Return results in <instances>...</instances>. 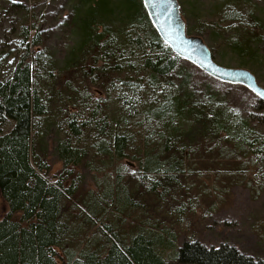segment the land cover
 <instances>
[{
  "label": "rangeland",
  "instance_id": "rangeland-1",
  "mask_svg": "<svg viewBox=\"0 0 264 264\" xmlns=\"http://www.w3.org/2000/svg\"><path fill=\"white\" fill-rule=\"evenodd\" d=\"M176 1L186 34L200 37L217 64L245 68L264 87V0ZM76 2L0 0V80L21 59L38 69L46 112L31 131L33 153L50 182L61 180L63 188L74 191L61 201L64 250L88 246L102 252L110 232L124 243L134 233L145 232L172 235L174 247L184 242L207 248L226 244L253 259H264V150L256 153L235 146L221 134L209 137L201 125L188 131L184 123L180 132H173L172 147L162 154L169 114L150 115L115 98L125 87L123 81L137 80L136 75L112 69L113 62L96 55L93 48L71 58ZM236 43L249 48L240 53ZM34 52H39L36 62ZM180 59L182 75L176 74L171 89L222 98L231 109L250 115L251 124L264 135V102L244 85L221 82ZM137 88L142 106L153 93L144 85ZM71 115L89 125L72 140L83 150L80 161L64 168L53 146L66 135L64 122ZM10 126L11 122L0 126V134ZM113 131L127 135L121 158L98 148L110 147ZM150 152L158 155L162 166L146 173L140 165L151 160ZM112 183L114 201L103 203L102 191ZM88 207L97 218L86 213ZM6 210L0 197V218ZM58 252L63 256V250ZM163 257V264H182L171 250Z\"/></svg>",
  "mask_w": 264,
  "mask_h": 264
},
{
  "label": "trees",
  "instance_id": "trees-1",
  "mask_svg": "<svg viewBox=\"0 0 264 264\" xmlns=\"http://www.w3.org/2000/svg\"><path fill=\"white\" fill-rule=\"evenodd\" d=\"M72 13L76 36L71 58L86 48L88 52L95 49L96 55L113 62L112 69H126L136 75L137 80L123 81L125 87L116 99L123 98L128 107L145 109L150 115L169 114L164 120L162 154L172 147L173 132H180L184 123L188 131L201 125L209 137L221 134L235 146H245L256 153L264 150V135L251 124L250 115H241L214 95L204 93L199 97L171 89L173 78L181 74V59L156 33L141 0H77ZM236 46L240 53L249 48L238 43ZM38 53L34 52L33 62ZM38 72L30 61L21 59L10 75L0 80V126L11 122L8 131L0 134V197L7 208L0 218V264H163L165 250H171L174 259L182 264H264V259H253L226 244L207 248L197 242H184L174 247L172 235L163 238L145 232L134 233L125 243L110 232L102 252L88 246L64 250L66 228L61 220V201L64 196L72 197L74 191L63 188L61 180L50 182L43 163L33 153L31 131L46 112L36 80ZM141 85L153 93L142 106L140 97H136L141 94V88H137ZM257 104L262 106L260 101ZM64 124L67 133L54 141L53 152L65 168L76 165L84 154L72 140L79 138L89 122L71 115ZM126 136L113 131L110 147L101 144L98 148L111 158H121ZM150 154L151 160L146 159L140 167L154 172L162 165L157 154ZM115 188L112 183L111 188L102 191L103 203H113ZM85 210L97 218L91 207ZM59 249L63 250L61 257Z\"/></svg>",
  "mask_w": 264,
  "mask_h": 264
},
{
  "label": "water",
  "instance_id": "water-1",
  "mask_svg": "<svg viewBox=\"0 0 264 264\" xmlns=\"http://www.w3.org/2000/svg\"><path fill=\"white\" fill-rule=\"evenodd\" d=\"M154 30L171 51L203 71L208 76L225 83L244 85L264 102V87L245 68L217 64L200 37L187 35L180 18L176 0H141Z\"/></svg>",
  "mask_w": 264,
  "mask_h": 264
}]
</instances>
